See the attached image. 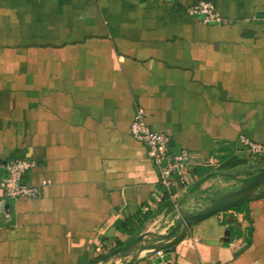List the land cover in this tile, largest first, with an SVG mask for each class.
<instances>
[{
	"label": "crops",
	"instance_id": "1",
	"mask_svg": "<svg viewBox=\"0 0 264 264\" xmlns=\"http://www.w3.org/2000/svg\"><path fill=\"white\" fill-rule=\"evenodd\" d=\"M198 1L220 21L191 15ZM137 109L189 153L172 197L131 135ZM242 137L264 144V0H0V181L26 158L39 188L0 187V264H88L168 232L264 161ZM133 264H264V192Z\"/></svg>",
	"mask_w": 264,
	"mask_h": 264
},
{
	"label": "built area",
	"instance_id": "2",
	"mask_svg": "<svg viewBox=\"0 0 264 264\" xmlns=\"http://www.w3.org/2000/svg\"><path fill=\"white\" fill-rule=\"evenodd\" d=\"M191 15L201 17L206 23L219 22L214 5L208 1H198L188 8ZM131 135L143 143L157 168L161 185L166 189L169 197L173 195V180L177 177L181 182L185 181V174L190 164V156L187 150L171 153L169 150V139L163 132L152 129L145 120L142 109H137L130 125ZM241 144L248 154L253 156H264V144L254 142L246 137L241 138ZM35 162L26 158H18L5 164V175L0 181V187L6 196L12 199H32L39 194L36 185L26 181V174L35 167ZM160 258H164L163 250L156 251Z\"/></svg>",
	"mask_w": 264,
	"mask_h": 264
},
{
	"label": "water",
	"instance_id": "3",
	"mask_svg": "<svg viewBox=\"0 0 264 264\" xmlns=\"http://www.w3.org/2000/svg\"><path fill=\"white\" fill-rule=\"evenodd\" d=\"M201 18H204V15H202ZM242 175H247L248 178L241 182L243 176L240 175V177L235 175L233 178L236 182L234 188L226 189V193L219 195L217 199L202 211H181L173 227L168 232H142L127 241V243L115 246L110 251L92 260L88 264L107 262L119 255H130V259L125 264H133L145 251L155 253L158 250H163L165 254L169 253L175 244L185 237L188 228L192 224L205 220L218 213L236 208L238 205L258 197L259 194H263L264 165L259 166V164H257L251 171L245 169L242 171ZM237 181L241 183L238 184Z\"/></svg>",
	"mask_w": 264,
	"mask_h": 264
},
{
	"label": "rangeland",
	"instance_id": "4",
	"mask_svg": "<svg viewBox=\"0 0 264 264\" xmlns=\"http://www.w3.org/2000/svg\"><path fill=\"white\" fill-rule=\"evenodd\" d=\"M257 156L259 157L258 160H260V161H263V160H264V158H261V157H263V156H259V155H257ZM258 162H259V161H258ZM258 164H259V166H260V165L263 166V165H264V161L261 162V163L259 162ZM251 170H252V169H251ZM241 176H243V175L241 174ZM241 176H240V177H241ZM247 178H248L247 175H246V176H243V177L241 178V182H242L243 180L247 179ZM237 182H238V184L241 183V182H239V181H237ZM259 195H260V194H259ZM112 263H113V262H109V263L107 262V263H104V264H112Z\"/></svg>",
	"mask_w": 264,
	"mask_h": 264
},
{
	"label": "trees",
	"instance_id": "5",
	"mask_svg": "<svg viewBox=\"0 0 264 264\" xmlns=\"http://www.w3.org/2000/svg\"><path fill=\"white\" fill-rule=\"evenodd\" d=\"M166 197L169 198V195L167 194V192H166ZM166 201H167V200H166ZM248 201H249V200H248ZM168 203H169V202H168ZM245 203H246V202H245ZM243 204H244V203H243ZM243 204H240V205H238L237 207H240V206L243 205ZM237 207H236V208H237Z\"/></svg>",
	"mask_w": 264,
	"mask_h": 264
}]
</instances>
